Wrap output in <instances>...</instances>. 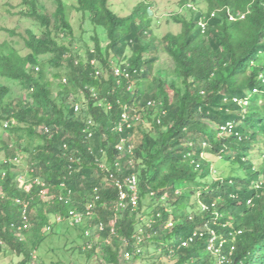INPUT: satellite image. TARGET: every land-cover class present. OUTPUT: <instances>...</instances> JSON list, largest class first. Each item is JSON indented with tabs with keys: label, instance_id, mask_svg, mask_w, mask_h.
Returning <instances> with one entry per match:
<instances>
[{
	"label": "trees",
	"instance_id": "trees-1",
	"mask_svg": "<svg viewBox=\"0 0 264 264\" xmlns=\"http://www.w3.org/2000/svg\"><path fill=\"white\" fill-rule=\"evenodd\" d=\"M21 1L27 8L21 16L38 32L25 30V56L13 48L0 51V77L14 80L28 92L21 107L4 104L0 109V155L4 154L0 159V252L7 248L22 257L16 264H30L36 245L28 246V233L40 234L52 214L66 217L70 208L57 201L49 205L43 195L59 193L64 182L72 193L71 203L81 207L98 185L92 179L95 160L111 164L119 155L115 149L119 136L111 129L122 108L138 110L153 101L157 108L145 112L150 125L145 127L144 146L134 152V165L125 171L137 175V209L114 219L116 192H100L98 219L105 230L99 237L105 238L114 227L118 240L93 254L89 262L121 264L119 239L129 242L126 250L134 253V259L143 260V252L135 253L132 237L147 207L154 221L150 229L144 228L154 248L152 264H264V0H204L205 10L195 6L186 10L191 12L190 19L170 15L180 31L162 37L152 28L153 5L144 1L121 13L111 8V0H73L70 6L92 26L93 47L83 45L85 59L78 52L81 49L74 48L79 45L63 0H54L56 9L50 15L40 12L34 0ZM201 20L206 22L203 33L198 26ZM101 42H107L105 50ZM162 56L170 64L162 67L170 72L154 71ZM64 57L70 58L66 81L60 80V73L54 74L60 78L58 98H54L45 73L48 68H63ZM124 64L137 71L130 91L125 80L118 86L111 73V68ZM98 66L108 73L107 78L103 72L97 75ZM91 88L97 92L96 99ZM78 93L84 98L80 104ZM7 94V88H0V107ZM75 105L80 107L78 113ZM87 120L99 125L92 141H102L98 149L102 147L103 152L88 153L91 141L81 133ZM42 126L50 129L49 134L39 131ZM2 132L8 133L11 144L1 140ZM20 134L37 140L34 146L24 147L34 167L26 178L38 177L44 184V188L29 187V193L18 189L16 167L4 163L18 157L14 145ZM73 150L82 162L71 165L69 174V160L62 155ZM128 159L123 158L124 164ZM218 160L224 166L214 170L212 164ZM229 166L233 174L224 176ZM165 195L174 200L167 211ZM15 198L30 203L28 214L39 207L38 217L30 220L31 229L23 231L21 238L11 228L20 223ZM169 223L172 226L166 228ZM191 238L193 243L183 247Z\"/></svg>",
	"mask_w": 264,
	"mask_h": 264
},
{
	"label": "rangeland",
	"instance_id": "rangeland-1",
	"mask_svg": "<svg viewBox=\"0 0 264 264\" xmlns=\"http://www.w3.org/2000/svg\"><path fill=\"white\" fill-rule=\"evenodd\" d=\"M36 2V5L40 12L52 14L56 9V4L54 0H34ZM66 10H67V17L69 22L71 23L72 27L74 28V34L76 38V42L79 46H74V48H80L78 52L81 55V58H86L85 53V47L83 46L85 43H87L90 48L93 47V42L90 41V37L92 36V26L90 25L89 21L87 19H83L80 14H78L73 7L70 5H73V0H63ZM141 1H144L147 3V5H153V8L150 10L151 16H154L155 20L153 22L152 28L154 30V33L158 37L164 36L166 33H173L177 34L180 31V26L173 23L171 18H169L170 15L174 16L175 14H181L186 19H190L191 12H187L186 10L189 8H192L193 6L196 7L197 10H205L206 5L204 0H111V8L115 10L114 7H116L117 11L124 12L125 11H132L133 7L140 3ZM186 3V4H185ZM27 8L25 6H22L21 0H0V51L3 53L10 52L11 48L18 51V53L22 56H25L27 54V51L24 50V41H23V35L25 34L26 29H31L35 33L38 32V27L33 26V23L22 17L21 14L25 12ZM129 11V12H130ZM123 15V14H122ZM99 32H102L105 36V32L101 28H97ZM81 45V46H80ZM107 46V42H101V49L105 50ZM82 47V48H81ZM70 60L68 57H64L62 59V66L63 68H48L45 73V81L50 83V87L53 93L54 98L57 97V93L60 91V87L58 86L60 83L59 79L54 77V74L60 73V76L62 77L60 80L64 83L66 80L64 78V73L66 71L65 66L67 62ZM169 61L166 57H161V60L159 63L156 64L155 70L158 71L161 68L163 70L170 72V69H166L162 67V65L170 66ZM112 70V68H111ZM105 78H107L108 73L104 72V68L98 66V73L102 75ZM7 88L8 94L4 100V103L0 107H4V104H10L12 107H21V102L25 98V96L28 94L27 91L22 90L18 84L8 78H2L0 77V88ZM91 90H94L91 88ZM95 94L97 92L94 90ZM76 96V99L78 103L84 102V98L81 93H78ZM97 98V97H96ZM94 98V99H96ZM22 100V101H21ZM146 116V114H144ZM141 116V115H139ZM144 118V124L143 122L140 125L134 126V128L130 131V141L133 146V152H135L140 146H144L143 142V134L145 132V127L150 125L148 124V121ZM150 122V121H149ZM148 124V125H147ZM97 126V125H96ZM99 126V125H98ZM95 127V129L98 128ZM213 126V125H212ZM19 141L17 144L15 143L14 149L16 150V153L18 154V157L14 159H18L17 162L14 164L16 165V171L17 174L25 175L32 170H34V167L32 165V161L28 155H26L24 152V147L26 146H34L36 144V139H28L24 134L19 135ZM15 139V137H13ZM1 140L5 142L6 144L12 143V139L8 137L7 132H2ZM31 141V143L29 142ZM91 141V142H90ZM90 148L93 150V152L96 154V150L99 148L100 143L102 141H99L98 139H92L90 140ZM10 143V144H11ZM18 148V149H16ZM102 148V147H101ZM98 149L97 151L101 150ZM260 157V155H258ZM4 157V154L0 155V159ZM212 160V158H211ZM219 161V160H218ZM217 163V162H216ZM223 167L224 165H221L220 161L215 164H212L213 169L215 170L216 166ZM222 170V169H221ZM224 171V170H222ZM230 174H233L232 167H227L224 172V176H228ZM240 174V173H238ZM92 179L95 181H98V185H102L104 188V180L102 176L96 175L95 169L92 174ZM23 183H20L18 185V189L22 190L24 185ZM27 187V186H26ZM30 188L28 193L30 192ZM53 194V193H51ZM166 202L165 204V210L167 211L169 209V206L171 203L174 202V200L170 201V199L167 198V195L164 196ZM60 206L65 207L64 204H61ZM38 205L30 210V213L28 214V219L31 220V222H34L36 218L38 217ZM69 208V207H68ZM99 208L98 206L97 215L99 214ZM147 207H144L142 210L143 215L138 218L141 222L139 225H137V228H145L147 227V223L150 219V211L146 209ZM52 216V215H51ZM50 216V217H51ZM145 216V217H143ZM144 220V221H143ZM148 220V221H147ZM89 225V224H88ZM86 226L87 228L89 226ZM51 231L47 232L44 230V228L39 233H32L31 231L28 233V246L31 248L33 246L31 243L36 245V248L34 249L37 255V261L38 264H92L89 262L90 257L93 254H100L106 246H103L101 242L98 240L97 243L100 246L97 249V252L92 251L88 252L83 249L84 243L86 242V238L84 237L83 231L84 227H78V226H72L67 221L65 223H61L59 225H51ZM147 229V228H146ZM201 230H204L205 228H198ZM167 230V229H166ZM144 237L147 239L145 243V247L142 249V255L144 256L143 260L141 258L136 257L135 259L132 258V256L129 259H124L123 257H120V263L121 264H152L150 255L153 252L154 248L150 244V234L147 232V236L144 235ZM96 241V239L94 240ZM117 243V240L113 241L111 246ZM3 246V244H2ZM108 246V245H107ZM7 248H4L0 252V264H16L22 260V257H19L17 254L12 253L11 251L6 250ZM31 250V251H32ZM30 251V252H31ZM33 252V251H32ZM123 248H120V253L122 254ZM122 256V255H121Z\"/></svg>",
	"mask_w": 264,
	"mask_h": 264
},
{
	"label": "built area",
	"instance_id": "built-area-1",
	"mask_svg": "<svg viewBox=\"0 0 264 264\" xmlns=\"http://www.w3.org/2000/svg\"><path fill=\"white\" fill-rule=\"evenodd\" d=\"M214 15H212L213 17ZM230 20L233 21L234 17L230 16ZM199 28L201 29V32L203 33L206 28V22L204 20L199 21L198 23ZM38 67L35 68V71H38ZM112 76L116 80L117 85L119 86L121 83V80H125L127 84V90L130 91L135 88V78L134 76L137 75V71H130L129 65L124 64L122 66H115L112 68ZM99 73L97 72V75ZM65 83V82H64ZM91 95L93 98L97 97V94H95L94 90L89 89ZM246 104V103H245ZM160 105V104H159ZM151 108L155 109L157 108L156 103L153 101H150L146 104L145 108H141L138 110H133L131 107L125 106L122 108V113L120 115V118L117 122V124L111 129L113 132H115L119 139L115 145L116 151L119 153L118 157L115 158L114 162L111 164L105 163V162H98L97 160V166L95 169L96 175L102 176L104 180L105 187L103 188L102 185H97L92 188V195L89 198V200H86L85 203L81 204V207H77L73 205L72 203V193L68 190H66V186L64 182L60 184V192L59 193H48L43 195V200L46 201L49 205L55 203L56 201L59 203H64L65 205L70 206L68 209V212L66 213V217H63L62 213H55L52 214L50 217V223L47 224L44 227V230L49 232L51 231V225L55 224H61L65 221H67L72 226H78V227H84L86 229L83 231L84 237L86 238V242L84 243L83 249L90 252L92 251L96 245H99L97 241L99 240L103 246H109L112 244L113 241L118 240V235L114 227H111L107 236L105 238H100L99 234H102L105 230V225L102 221L98 219L97 210H98V203L100 201V192L105 191L108 189H112L116 192V200L113 204V218L117 219L122 213H124L126 210L131 209L133 212L136 211L138 206V194H139V185L137 180V175L135 173L126 174L125 171H127L128 167H133L134 165V159H133V146L130 141V131L134 128L136 125H140L142 122L144 124V118H145V112L146 109ZM75 113H78L80 111V107L78 105L74 106ZM163 114V113H162ZM141 115V116H139ZM159 123V121H158ZM95 124L92 122V120H87L85 123V126L83 129H81V133L83 135V138L86 141H90L94 133L96 131ZM224 130V129H222ZM39 131L42 134H49L50 129L48 127L42 126L39 128ZM103 141L107 139L106 133L102 135ZM88 153L93 155V150L88 147L87 149ZM100 152H103L101 149ZM125 156H128L129 159L124 162L122 161ZM67 158L69 160L70 166L68 168V173H73V166L71 165H77L82 162L81 156L77 150L70 151L68 154L64 153L62 155V158ZM96 159V158H95ZM18 159H9L5 160L4 163L12 164V166L16 167L14 164L17 162ZM77 168V167H75ZM33 174V172H29V174ZM28 173L25 175H20L17 179L18 185L20 183H23V191L27 189L29 191V187L36 186L44 188V184L42 182L41 178H31L30 180H27ZM27 186V187H26ZM66 192V193H65ZM153 196V194H151ZM4 198V195H1V199ZM72 202V203H71ZM15 206L18 208L19 212V218L20 223L18 225H11V228L14 230L15 236L17 238L22 237L23 231L30 230L31 229V222L28 219V209L30 207V203L27 200L15 198L14 200ZM144 221V220H143ZM148 221V220H147ZM154 223V221L151 219L147 223V229L151 228V225ZM89 224V225H88ZM89 226L88 228L86 226ZM172 224L169 223L166 225V228L171 227ZM144 228H138L136 232L134 233L132 239L135 241L134 244V250L136 254H141L142 252V244L145 242L144 240ZM196 234L193 235V237ZM96 239V241H94ZM120 244L123 248L122 254H120V257L124 259H129L131 256L133 258L134 253H131L126 250L129 246V242L126 239H119ZM194 238L189 239L187 242L185 241L182 246L186 247L189 246L191 243H193ZM0 245H2V242L0 241ZM100 246H97L96 248H99ZM209 250L213 248L209 246ZM122 255V256H121ZM30 264H38L37 261V255L36 252L33 251L30 254Z\"/></svg>",
	"mask_w": 264,
	"mask_h": 264
}]
</instances>
